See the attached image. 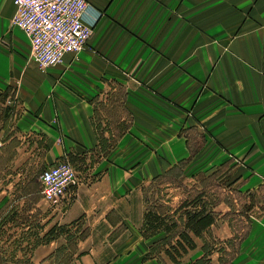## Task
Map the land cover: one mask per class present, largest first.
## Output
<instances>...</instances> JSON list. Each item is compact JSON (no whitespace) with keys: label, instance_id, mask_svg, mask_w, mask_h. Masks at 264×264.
I'll list each match as a JSON object with an SVG mask.
<instances>
[{"label":"crops","instance_id":"1","mask_svg":"<svg viewBox=\"0 0 264 264\" xmlns=\"http://www.w3.org/2000/svg\"><path fill=\"white\" fill-rule=\"evenodd\" d=\"M88 1L86 47L41 69L11 23L13 0H0V103L20 140L9 180H23L37 154L49 165L69 159L81 176L63 208L39 196L33 210L44 227L32 259L57 264L64 242L76 264L173 263L165 248L186 229L176 211L182 190L170 187L174 208L157 211L178 223L171 231L147 223L146 192L176 166L196 164L183 177L208 199L207 230L219 236L227 222L229 238L236 213L248 225L231 264H264V0ZM9 182L5 215L30 195ZM250 194L261 205L248 204ZM207 230L191 233L197 246L179 264L205 255Z\"/></svg>","mask_w":264,"mask_h":264},{"label":"rangeland","instance_id":"2","mask_svg":"<svg viewBox=\"0 0 264 264\" xmlns=\"http://www.w3.org/2000/svg\"><path fill=\"white\" fill-rule=\"evenodd\" d=\"M7 113L8 111H6L5 108H2L0 103V131L2 130L0 132V190L6 185L10 186L11 182L9 181L12 180V190L15 189L16 192L22 190V192L30 195L22 205L21 203L20 206L18 204V210L16 212L8 213L6 215L3 212H0V264H45L36 263L32 259L36 242L40 240L44 227L41 224L42 211L39 207L38 210H33V208L40 202L39 196L42 197V193L39 191L40 174L47 166H49V163H43L42 157L37 154L34 156L32 164L27 166V168H24L23 180L16 181V176H11L9 180L8 175L14 170V168L10 166L9 160L14 156L16 151L13 150V147L16 142L20 140L17 136L13 137L8 131L11 120L9 113ZM98 122L100 123V118H98ZM5 140H7V145L4 147ZM186 166L187 165L181 164L169 171L166 179H169L170 181L157 180L147 188L146 198L149 203V208L152 211L155 213H158L157 211L164 213L165 211L174 208L173 203H171V196L167 195V192L170 191L168 190L170 187H180L183 193H181V197H183L181 203L186 199L192 200L196 196L194 194L197 191V183L194 180H186L185 177H183L185 172L189 175L195 171L196 164L189 165L185 171L184 168ZM196 170L198 171V168ZM205 184L211 185L212 182H205ZM250 197V201L247 202L248 204L257 202L261 205V199L259 197H254V194L252 196L250 194ZM202 198L203 202L208 207V199H205L203 196ZM44 202L49 203L45 199ZM180 204L178 205L180 206ZM241 212H244L243 209H241L239 213L242 214ZM231 218L235 219V221H230L233 222L230 223V226L234 228L230 230L229 238V233H227V222H224L226 229L221 227L219 230V236L214 235V230H207L205 234V242L207 243L206 253L196 264H231L230 259H232V256H234V253L237 251L238 243L248 225L245 220L238 218L236 213L231 214ZM7 220L8 223H5ZM83 232H79V228H77L74 235L69 238L68 244L72 251L78 249V240L83 235ZM170 245L171 244H169L168 247ZM65 246L66 245H64L63 242V245H61V248H59V252L57 253L56 263L76 264L73 260V254L69 253ZM159 247L160 246L156 247L155 250ZM168 247L165 248V251ZM173 263L169 262L168 264ZM49 264H53L52 261Z\"/></svg>","mask_w":264,"mask_h":264},{"label":"built area","instance_id":"3","mask_svg":"<svg viewBox=\"0 0 264 264\" xmlns=\"http://www.w3.org/2000/svg\"><path fill=\"white\" fill-rule=\"evenodd\" d=\"M13 26L21 28L30 41V59L41 69L60 64L68 53L86 47L94 26L84 19L88 0H13ZM1 144V142H0ZM43 198L61 206L81 182L78 168L62 159L40 174Z\"/></svg>","mask_w":264,"mask_h":264},{"label":"trees","instance_id":"4","mask_svg":"<svg viewBox=\"0 0 264 264\" xmlns=\"http://www.w3.org/2000/svg\"><path fill=\"white\" fill-rule=\"evenodd\" d=\"M202 196L203 194L200 193L192 200H184L176 210H183V213L186 215V229L181 231L179 239L166 249L167 255L175 264H178L179 258L197 246L194 236L191 233L196 236L202 234L215 220L213 213L203 202ZM146 220L151 228L158 229L163 227L167 231H171L178 225L172 217L155 213L151 209L146 213ZM55 230L56 225L51 227L45 233V236L50 238L52 234H55ZM59 231L63 232L65 229L61 227Z\"/></svg>","mask_w":264,"mask_h":264}]
</instances>
